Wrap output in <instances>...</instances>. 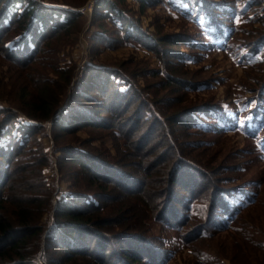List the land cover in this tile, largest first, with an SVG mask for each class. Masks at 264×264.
Wrapping results in <instances>:
<instances>
[{"label":"trees","instance_id":"16d2710c","mask_svg":"<svg viewBox=\"0 0 264 264\" xmlns=\"http://www.w3.org/2000/svg\"><path fill=\"white\" fill-rule=\"evenodd\" d=\"M86 1L78 6L69 4L73 9L68 10L47 7L32 0H0V58L21 72V83L25 84L20 96L30 94L25 102L29 111H25L24 115L32 123L51 121L60 162L77 165L73 180L69 183L71 191L56 206L52 226L46 232L38 220L43 212L41 208L49 202L52 192L37 172L28 171L31 165H45L46 158L42 155L40 160L27 164V168L22 165L16 169L22 163L18 156L23 154L31 133H35L42 125L31 123L28 127L24 123V126L17 124V114L5 111L1 120L3 128L0 129V160H3L0 162V264H33L36 247L40 245L38 240L43 233L44 245L58 253L57 258L47 259L45 264H70L72 261L78 263L87 260L92 264H108L110 255V264H167L174 257L173 252L163 239H152L145 234L144 224L136 223L135 216H139L137 209L133 208L136 204L124 208V203L140 197L145 207L141 214L146 217L149 214L150 219L173 230L180 244L187 246L193 239H202L213 231L229 229L244 210L258 201L260 183L253 181L251 184L213 185L204 192L207 198H197L190 193L181 199L179 208L173 206L177 201L174 185H180L178 177H185L181 167L189 168L194 176L202 175L203 169L187 158V152L179 150L170 126H183L190 131L213 135L222 131L217 125L219 121L223 127L227 125L229 129L226 130L254 140V152L263 161L264 145L260 146L257 134L264 124L257 130L251 128L250 123L246 125L249 130L235 124L238 119L246 121L252 118V113L255 114L253 110L256 107L259 109L260 103L245 100V109L237 110L234 116H230L228 110L231 109L224 108L220 103L186 104L184 100L180 101L181 96L208 85L207 80L189 77L193 70L186 67L185 60L192 59L178 50L180 46L192 48L194 44L191 37L185 40V45L183 42L180 45L176 37L181 34L158 36L156 32L147 34L141 31L138 22L126 10L127 0L94 1L92 19L98 20V23L95 25V34H90V41L94 43L90 46L91 52L104 49L101 47L138 44L143 50L151 51L159 65L140 71L88 65L84 74L86 78L79 87L76 86L77 89L71 87V98L60 109L65 101L63 94L71 83L74 66H61L59 61L67 57L63 48L66 41L69 44L75 42L77 33L82 29L87 14L75 9ZM133 1L139 12H143L162 0ZM18 3L19 6L16 5ZM167 3L171 9H178L190 20L195 19L197 24L206 16L209 24L217 27L216 32L222 28L220 25L224 20L221 7L226 1L215 4L207 0H167ZM191 13L203 16L199 19ZM259 39L244 47L257 52L260 45L264 46V37ZM60 54L64 57L59 58ZM132 61L135 63L137 60ZM25 70L33 73L30 78L29 73L23 77ZM140 76L156 78V82H147L142 87L137 84ZM56 78L59 82L54 84L52 79ZM263 91L264 82L252 97H259ZM159 94L162 96L161 101L157 98ZM157 103L165 105L167 115L157 109ZM130 110L131 114L125 116ZM210 118L214 121L210 122ZM148 123L146 135L150 133L153 138V133H156L157 141H134L135 135L139 136L138 139L142 138V126ZM158 123L161 126L154 128ZM7 125L10 130H4ZM84 128L104 129L114 140H123L122 151L118 149V154L113 157L115 162L111 163L113 160L107 153L108 158H103L94 149L89 151V140L78 145L69 142L62 144L63 136L73 135ZM13 130L18 136L12 133ZM261 133L264 135L263 130ZM163 147L166 149L163 150ZM34 157L29 154L27 159L32 161ZM13 158H16L15 164H12ZM126 162L127 165L124 164ZM124 167H130L131 170L123 172ZM14 173L23 183L16 182ZM79 178L83 181H79ZM7 180L13 184L8 185ZM211 182L216 183L213 180ZM5 187L8 192L3 195ZM15 188L19 189V193L36 192L18 197L15 196ZM141 189L146 190L144 194ZM115 190L118 192L113 193ZM35 193L40 197H36ZM119 206L121 208L117 209ZM199 210L203 215L197 214ZM194 218L201 220L195 222L196 225H189ZM258 230L264 240V229ZM126 238L137 239V243L130 240V248L123 243L126 250L113 248L111 252L108 251L107 247L111 244L107 245L106 239ZM31 240L33 242L29 248Z\"/></svg>","mask_w":264,"mask_h":264},{"label":"rangeland","instance_id":"374dc122","mask_svg":"<svg viewBox=\"0 0 264 264\" xmlns=\"http://www.w3.org/2000/svg\"><path fill=\"white\" fill-rule=\"evenodd\" d=\"M40 5L55 8H64L72 10V5H79L84 0H32ZM95 0H87L84 5L76 7L75 10L82 11L87 14L83 21L82 29L77 34L75 42L66 41L64 45V54H67L66 59L59 61L61 66L66 64H72L74 66V73L71 78L70 85L66 88L63 98L64 104L60 109H63L67 105V100L71 98L72 88L77 89L82 84L85 71L88 65L98 64L107 66L111 69L122 70H147L150 68H157L159 62L156 56L149 50H143L138 44H127L125 46H118L116 48L99 49L98 52H91L90 46L92 37L90 34H95V25L98 20L92 19V10ZM212 3L226 4L221 7L223 20L216 32L214 25H210L209 20L203 14H192V16L201 19L197 24L194 20H190L178 12V9H171L167 0L157 2L154 6L147 7L143 12H139L136 7V2L133 0H127L125 3L126 10L130 17L135 19L141 31L147 34H158V36L165 34H181L177 38L179 44L191 37V42L194 44L192 48L178 49L180 52L190 56L192 60H185V65L188 69L193 70L192 75L189 77H196L202 81H208V85L204 88L195 89L190 91L185 96H181L180 101L184 100L186 104L190 102L196 103H220L224 108L228 110L230 116H234L237 110L245 109V100H254L259 102V109L257 107L253 110L252 118L248 120L238 119L235 124L240 126L244 130L247 129L246 125L251 124V128L257 130L260 129V125L264 124V91L259 94V97L255 96V92L260 89V86L264 82V46L260 45V49L257 52H252L246 49L244 46L252 41H256L259 38L264 37V0H207ZM72 4V5H69ZM254 4V5H253ZM19 6V3L16 4ZM72 6V7H71ZM186 8L187 6L184 5ZM222 18V17H221ZM106 21V20H105ZM92 22V23H91ZM108 23V21H106ZM91 26L89 27V25ZM211 26V27H210ZM89 27V28H88ZM210 28V29H209ZM218 30V29H217ZM184 34V35H183ZM231 35V38L228 36ZM260 41V39H259ZM264 45V41L262 42ZM181 45V44H180ZM183 45V47H184ZM171 45L170 47H172ZM179 46V45H178ZM62 49V47H61ZM69 54V56H68ZM60 54L59 58H63ZM132 59L137 60L135 63ZM58 61V58H57ZM132 61V62H131ZM29 73L25 70L22 75ZM48 77V76H47ZM36 78L34 77V80ZM54 84L59 82V79H52ZM31 83V80H28ZM147 82H156V78L148 79L142 76L139 77L137 84L144 86ZM25 84V83H24ZM21 83V72L14 68L7 60L0 58V129L3 124L2 118L5 116V111L17 114L18 123L26 124L30 127L32 123L24 112H28L29 108L26 105V101L30 94L20 96L21 88L24 86ZM39 87V86H38ZM52 88V87H50ZM26 91H28L26 89ZM29 92V91H28ZM153 92V90L151 91ZM159 94L157 98L162 96ZM239 99V100H237ZM237 100V101H236ZM184 103V104H185ZM158 110L165 112L162 103L155 105ZM255 107V106H254ZM259 113L256 114V112ZM261 111V112H260ZM227 112V111H226ZM131 110L127 112L125 116H129ZM210 122L214 121L211 118ZM15 123V119L13 120ZM11 122L10 124H12ZM32 123V124H31ZM16 124V126H17ZM24 124H22L24 126ZM31 124V125H30ZM41 127L36 129V132H32L27 145L23 148V154L19 155V166L27 168V164L35 163L41 156L46 158L45 165H31L28 167V171L32 170L38 173L43 178V181L49 186L51 190V196L49 202L45 203L41 209L43 212L39 217V223L44 227V231L48 232L53 223V213L59 202L65 199V196L70 192L69 183L73 180V174H75L76 164L63 163L59 160V152L56 149V144L53 139V130L51 121L42 122L39 124ZM143 125L141 135L142 138L138 139V135L134 136V141L140 142L145 140L146 142L155 143L157 141L156 133L153 138L151 134L147 136V126ZM217 125L222 128V131L216 134L197 133L193 130L185 129L183 126H170L172 133L177 141V147L179 150L187 152V158L192 159L199 167L203 169L202 175L197 174L194 176L189 168L181 167L182 173L185 174L183 179H178L180 185H174V195L177 201L173 204L174 207L179 208L180 201L188 194L193 193L197 198L205 197V190L210 189V186H230L247 182L251 184L253 181L260 183L258 201L248 209L244 210L238 217L237 221L230 225L229 229L221 230L217 232H211L209 236L202 239H193L186 245H181L177 235L173 230L163 227L160 223L150 219L149 214L147 217L142 213L145 207L142 205L141 198L139 197L137 203L132 199L122 207L133 206L139 216H135L136 223L144 224L146 227L145 234L152 239H160L166 243L174 257L169 260L167 264H263L264 259V240L262 239L258 228L264 229V160L262 161L258 154L254 152L255 141L247 137L242 136L240 133H232L226 129H229L227 125H224L217 121ZM152 123V127H153ZM160 123L155 124L154 128H159ZM15 125H13L14 129ZM263 128V129H262ZM257 134V140L260 141V146L264 145V126ZM4 130H10V127L5 126ZM223 130H226L224 132ZM22 132V131H21ZM12 133L16 134L15 130ZM23 133V132H22ZM18 136V133L16 134ZM25 136V135H24ZM89 140L88 150L94 149L101 157L106 158V153L109 154L111 159L118 154V149L122 151L121 144L123 140H114L113 136L108 131L95 128H84L76 132L73 135L63 136L62 144L67 142L78 145V143ZM139 144V143H138ZM163 150L166 148L163 147ZM29 154L35 156L32 161H28ZM108 158V157H107ZM110 160V161H112ZM3 160L1 159L0 162ZM16 162V158H13V162ZM18 161V162H19ZM115 162L114 160L111 162ZM193 162V163H194ZM125 165L128 162L124 163ZM14 168V171L16 170ZM121 170V168H119ZM123 172L131 170L130 167L122 168ZM117 172V171H114ZM16 174V175H15ZM119 175V173L117 172ZM196 174V173H195ZM16 180L15 183L20 181L18 174L14 173ZM11 175V176H14ZM117 175V176H118ZM206 177L208 180H206ZM31 179V178H30ZM79 181H83L81 178ZM215 184H212L211 181ZM9 180H7L8 182ZM251 182V183H250ZM13 184L10 180L8 185ZM192 186L194 188H192ZM10 187V186H8ZM36 188V187H35ZM34 190V187H33ZM141 191H143L141 189ZM146 191V190H145ZM143 191V194L144 192ZM8 188L2 190V194H6ZM15 196H27L32 195L36 191L28 193H19V189L15 188ZM118 191H113L117 193ZM207 192V191H206ZM18 194V195H17ZM140 194L144 196L141 192ZM29 195V196H30ZM36 197H40L36 195ZM42 196V195H41ZM26 198V197H25ZM67 198V197H66ZM209 198V196H208ZM204 201V200H203ZM200 200L197 199V203ZM121 208L120 206L117 208ZM116 209V210H117ZM115 211V210H114ZM111 213H113L111 211ZM199 216L203 215L199 210L197 213ZM197 217V216H196ZM200 218H194L189 225H196L200 221ZM134 232V231H133ZM44 234H42L40 245L36 247L35 258L33 264H45L47 259H55L58 256L56 250L52 247H46L44 245ZM146 235V236H147ZM135 238V237H134ZM137 243V239H130ZM129 238L112 239L111 241L106 239V242L111 244L107 248L108 251L113 248H120L126 250V246L130 244ZM29 248H31L32 240L30 241ZM123 243L125 245H123ZM157 243V241H156ZM158 244V243H157ZM131 246H129L130 248ZM133 249V248H131ZM148 253V252H147ZM150 253V252H149ZM152 254V253H150ZM151 256V255H150ZM111 255L108 256V264H110ZM91 261H72L70 264H92Z\"/></svg>","mask_w":264,"mask_h":264}]
</instances>
